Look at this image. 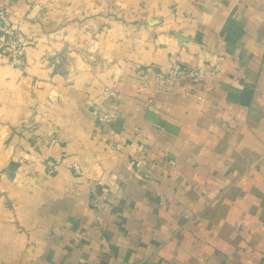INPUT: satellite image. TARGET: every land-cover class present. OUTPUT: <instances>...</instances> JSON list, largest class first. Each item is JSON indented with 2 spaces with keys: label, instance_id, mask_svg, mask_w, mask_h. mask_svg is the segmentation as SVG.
<instances>
[{
  "label": "crops",
  "instance_id": "0c3cea01",
  "mask_svg": "<svg viewBox=\"0 0 264 264\" xmlns=\"http://www.w3.org/2000/svg\"><path fill=\"white\" fill-rule=\"evenodd\" d=\"M0 5V264H264V0Z\"/></svg>",
  "mask_w": 264,
  "mask_h": 264
},
{
  "label": "built area",
  "instance_id": "2783aa9c",
  "mask_svg": "<svg viewBox=\"0 0 264 264\" xmlns=\"http://www.w3.org/2000/svg\"><path fill=\"white\" fill-rule=\"evenodd\" d=\"M27 42L28 39L19 32L18 27L12 21L7 9L3 5H0V54L7 59L11 66L22 67ZM204 46L205 44H202V47ZM222 61V56L217 57L214 62L209 63L208 69L203 65L188 67L181 62H174L167 71L155 72L154 82L163 87H167L173 82H179L183 79H189L193 83H197L208 75L216 76L220 71ZM141 74L139 72V76ZM140 80L144 85L149 82V80L142 76ZM106 91L111 97L119 99V93L116 90L106 88ZM151 102L152 100H149L147 104L150 105ZM94 114L98 121L102 123H109L117 117L115 112L94 110ZM174 162V160H170L171 164ZM72 169L76 175L80 176L83 174V169L79 162H74ZM91 205L96 211H99L107 205V199L99 195H93Z\"/></svg>",
  "mask_w": 264,
  "mask_h": 264
}]
</instances>
